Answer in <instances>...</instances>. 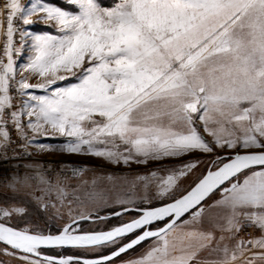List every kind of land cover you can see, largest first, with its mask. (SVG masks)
Returning a JSON list of instances; mask_svg holds the SVG:
<instances>
[{"label": "snow or ice", "instance_id": "snow-or-ice-1", "mask_svg": "<svg viewBox=\"0 0 264 264\" xmlns=\"http://www.w3.org/2000/svg\"><path fill=\"white\" fill-rule=\"evenodd\" d=\"M25 158L0 264H264V0H0V161Z\"/></svg>", "mask_w": 264, "mask_h": 264}, {"label": "rangeland", "instance_id": "rangeland-1", "mask_svg": "<svg viewBox=\"0 0 264 264\" xmlns=\"http://www.w3.org/2000/svg\"><path fill=\"white\" fill-rule=\"evenodd\" d=\"M31 2V0L28 1V3ZM55 3H57L58 5H63L65 3V0H54ZM107 2L109 6H111L115 0H108ZM34 21H37L34 25H33V30L34 31H43V30H47L43 24V22L38 21L37 17H33ZM21 63H23V60L20 61ZM23 74V73H22ZM19 77V75H18ZM43 139V138H41ZM43 142L45 143H58L59 141L56 140H43ZM35 155L37 157H39L41 160L43 161H55V160H60V159H70L73 161H77V162H82V163H86L88 164L90 167H95L97 164H99L100 162L98 160H96L95 158L92 157H84V156H72V157H61L59 154H47V153H35ZM109 170L111 169V166H109ZM92 173H89V176H91ZM2 180V179H0ZM104 185L107 187V182H104ZM36 195H40V192L37 191L35 193ZM35 203V202H33ZM60 223H63V221H60ZM0 259H7L6 257H0ZM14 264V262H13Z\"/></svg>", "mask_w": 264, "mask_h": 264}, {"label": "built area", "instance_id": "built-area-1", "mask_svg": "<svg viewBox=\"0 0 264 264\" xmlns=\"http://www.w3.org/2000/svg\"><path fill=\"white\" fill-rule=\"evenodd\" d=\"M29 0H21V2L27 4ZM17 78L19 79V77L17 76ZM28 159L25 158L23 161H0V179H3V175H4V172H5V169H11L13 165H16V164H24V163H28ZM51 162V161H49ZM54 167L56 165H53ZM20 171L23 172L24 169L23 167L20 168Z\"/></svg>", "mask_w": 264, "mask_h": 264}, {"label": "trees", "instance_id": "trees-1", "mask_svg": "<svg viewBox=\"0 0 264 264\" xmlns=\"http://www.w3.org/2000/svg\"><path fill=\"white\" fill-rule=\"evenodd\" d=\"M107 1H108V0H100V2H101L103 5H105V6H109V5H108L109 2H107Z\"/></svg>", "mask_w": 264, "mask_h": 264}]
</instances>
